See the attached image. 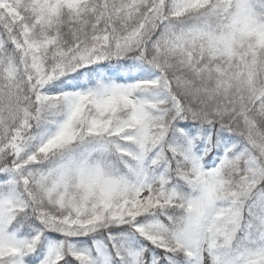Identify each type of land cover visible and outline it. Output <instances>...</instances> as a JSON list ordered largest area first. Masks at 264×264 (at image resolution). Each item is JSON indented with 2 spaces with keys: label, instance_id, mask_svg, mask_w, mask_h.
Masks as SVG:
<instances>
[{
  "label": "snow or ice",
  "instance_id": "1",
  "mask_svg": "<svg viewBox=\"0 0 264 264\" xmlns=\"http://www.w3.org/2000/svg\"><path fill=\"white\" fill-rule=\"evenodd\" d=\"M0 264H264V0H0Z\"/></svg>",
  "mask_w": 264,
  "mask_h": 264
}]
</instances>
